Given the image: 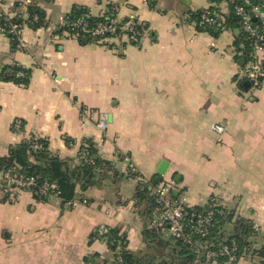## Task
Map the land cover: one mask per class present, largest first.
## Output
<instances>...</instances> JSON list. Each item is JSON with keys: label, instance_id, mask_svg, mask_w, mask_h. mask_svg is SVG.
Returning a JSON list of instances; mask_svg holds the SVG:
<instances>
[{"label": "crops", "instance_id": "obj_1", "mask_svg": "<svg viewBox=\"0 0 264 264\" xmlns=\"http://www.w3.org/2000/svg\"><path fill=\"white\" fill-rule=\"evenodd\" d=\"M118 2L120 18L133 11L142 24L136 46L125 40L82 44L60 32L74 5L100 15L97 0L39 1L46 24L21 27L25 49L0 35V70L18 66L29 72L26 86L0 80V157L35 137L73 163L82 142L92 140L119 172L126 164L115 160V151L128 155L146 179L166 162L162 180L176 183L178 199L200 208L213 199L232 211L234 220H250L257 225L254 248L259 249L264 244V85L238 91L231 46L236 32L212 38L187 23V12L207 8L209 0ZM26 3L0 0V12L16 16ZM102 117L103 132L96 127ZM17 120L21 132L12 128ZM213 124L225 127L220 142ZM134 188V181L123 179L77 190L70 208L55 196L37 202L28 191H15L6 201L0 196V264H85L91 254L110 263L106 243L90 240L102 227L119 229L129 250L145 252ZM225 229L230 233L232 225ZM233 264L260 263L249 254Z\"/></svg>", "mask_w": 264, "mask_h": 264}, {"label": "trees", "instance_id": "obj_2", "mask_svg": "<svg viewBox=\"0 0 264 264\" xmlns=\"http://www.w3.org/2000/svg\"><path fill=\"white\" fill-rule=\"evenodd\" d=\"M39 1L41 0H27L25 13L17 14L7 22L25 25L31 29L44 27L45 13L38 5ZM209 3L210 5L205 9L188 11L187 23L193 24L197 32L207 33L212 38H217L225 30L235 31L236 35L231 46L233 61L238 67V73L233 81L241 93L261 87L264 83L260 79L257 84H254L243 75V71L248 64L255 61L264 71V19L255 15L264 12V0H209ZM18 6L15 5V7ZM238 8L249 15L250 25L253 28L256 27L257 35H261V39L256 43L263 49L260 58H255V37L245 30L242 17L236 13ZM109 15L93 16L88 8L74 5L64 16L60 32L67 33L79 43H90L92 37L80 25H77L78 21H83L88 30L106 21ZM4 23L5 19L1 15L0 24ZM9 38L13 46L17 47L15 40L11 36ZM17 72H21L23 76H16ZM28 76L29 72L18 66L5 67L0 70V80L22 86L28 84ZM35 145L37 147L33 148ZM121 155L122 153L118 152L115 160L121 162ZM5 171L16 173L24 179L33 178L34 184L23 191L30 192L37 202L46 203L51 197L50 191L41 193L44 183L54 184V196L60 199L62 207L67 206V208H70L71 203L76 199L77 190L85 192L93 187H101L105 182L115 183L123 179L135 182L133 202L136 208H140L139 215L144 221L142 237L146 244V251L129 250L126 236L117 228H106L103 234H99L98 229H95L90 240L95 238L103 240L112 253L113 260L108 263L100 260L98 254H91L83 258L85 264H194L196 260L204 261L202 254L205 251H217L223 246H227L231 254L235 256L234 263L252 254L259 259L260 264H264V244L259 249L254 248L258 231L253 228V223L246 219L234 220V213L217 204L213 199L209 200L204 208L183 206L181 222L184 239H176L170 235L164 238L163 235L166 232L151 227L157 207L151 190L159 183H156L154 178L140 183L136 181L138 174L128 168L124 173L119 172L114 162L99 155L98 145L92 140L82 142L77 163H73L70 159H61L53 155L48 149L46 140L28 138L9 147L7 154L0 157V174ZM164 181L167 180H162ZM170 195L174 201L178 200L173 192ZM7 198V195H4L1 200L6 201ZM209 211H213L214 215L206 234L201 236L195 230L196 218ZM219 211H222L221 215ZM228 225H232L230 233H227L225 229ZM226 262L227 257L214 259V264H226Z\"/></svg>", "mask_w": 264, "mask_h": 264}, {"label": "built area", "instance_id": "obj_3", "mask_svg": "<svg viewBox=\"0 0 264 264\" xmlns=\"http://www.w3.org/2000/svg\"><path fill=\"white\" fill-rule=\"evenodd\" d=\"M27 4V3H26ZM99 5L102 7L100 16L109 15V18L98 23L92 29H86V25L83 21H78L77 25H80L85 32L90 34L92 37V42L94 43H107L112 40H125L126 44L138 45L140 39L143 35V27L141 22L137 19L136 13L130 11L125 18L119 17V2L118 0H99ZM26 6V5H25ZM22 13H25V7H23ZM236 13L242 17L243 25L246 31L250 32L255 37V58H260L263 51L262 47L257 45V40L261 39V35H257L256 27L253 28L250 23L249 15L245 14L241 8L236 9ZM5 19L4 24H0V35L11 36L17 43V47L20 49H25V43L20 38L21 25L13 24L7 22L13 17H7L0 12V16ZM256 17L264 19V12L256 13ZM206 21H209L206 19ZM243 75L247 77L254 84L258 83L260 79L264 83V71L259 67L257 61L250 63L246 66L243 71ZM16 76L22 77L21 72H17ZM21 121L17 120L13 122L12 128L16 132H21L22 130ZM96 127L101 131H105L107 128V121L105 117H102L97 123ZM212 131L217 137V141H221V137L225 131V127L221 124H213L211 127ZM37 146H33L36 148ZM118 155V152L113 153L114 158ZM121 162L126 164V168L130 169L132 172L137 173L138 177L136 181L140 183H145L147 181L134 167L131 163L128 155H121ZM34 184L33 178L24 179L18 176L16 173L11 171H5L0 174V195L10 197L15 191L26 190L31 185ZM55 190V185L50 183H44L41 188V193H46L50 191V196H54L53 191ZM175 191V182L173 180H167L160 182L159 185L151 190L153 195L154 203L157 205L155 208V218L151 223V227H156L161 230V232H168L170 236L176 239H184L183 236V224L181 222L183 206H186L184 199H178L174 201L171 198V192ZM74 205V201L71 206ZM220 215L222 211L218 212ZM214 213L213 211L207 212L205 215H198L195 222V230L201 236H204L207 232L208 226L212 221ZM253 228L257 231V225L253 224ZM106 232V228L102 227L98 229L99 234ZM201 248V246H199ZM204 261L196 260L194 264H214V259L217 257H227L226 264H233L235 261V256L231 254V250L227 246L221 247L217 251H205L203 254Z\"/></svg>", "mask_w": 264, "mask_h": 264}, {"label": "water", "instance_id": "obj_4", "mask_svg": "<svg viewBox=\"0 0 264 264\" xmlns=\"http://www.w3.org/2000/svg\"><path fill=\"white\" fill-rule=\"evenodd\" d=\"M108 118H110V116H108ZM167 168V163L166 162H162L159 167L156 170V176L154 177V181L156 183H160L162 181V177L165 174ZM175 181H177V177H174ZM173 194H175V191L173 192Z\"/></svg>", "mask_w": 264, "mask_h": 264}, {"label": "rangeland", "instance_id": "obj_5", "mask_svg": "<svg viewBox=\"0 0 264 264\" xmlns=\"http://www.w3.org/2000/svg\"><path fill=\"white\" fill-rule=\"evenodd\" d=\"M0 196H2V195H0ZM164 238H167V237H169V233L168 232H166V233H164Z\"/></svg>", "mask_w": 264, "mask_h": 264}]
</instances>
